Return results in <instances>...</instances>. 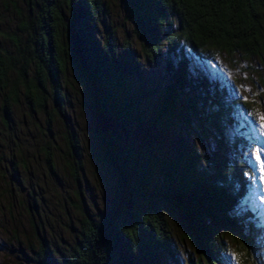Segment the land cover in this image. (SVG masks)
<instances>
[{
	"label": "trees",
	"instance_id": "16d2710c",
	"mask_svg": "<svg viewBox=\"0 0 264 264\" xmlns=\"http://www.w3.org/2000/svg\"><path fill=\"white\" fill-rule=\"evenodd\" d=\"M23 1L30 10L32 0ZM116 1L133 38L140 43L144 61L153 63L164 55L170 83L147 123L141 105L153 92L139 82V59L128 43H124L123 53L118 52L113 29L105 30L101 42L95 37L103 15L101 0L66 1L65 47L88 89L90 117L96 124L91 138L116 183L106 215L96 220L84 218L67 257L55 264H178L165 211L178 222L195 252L196 259L187 264H229L220 230L237 239L243 254L251 252L258 261L260 238L251 217L255 210L246 204L248 192L258 182L255 165L242 141V125L234 128L238 135L225 134V127L236 123L231 116L237 112L236 102L219 101L218 93L225 99L229 86L210 80L209 71L222 56L240 53L264 58V0ZM35 20L36 32L22 28L27 39L17 46L18 57L33 71L31 81L21 75L20 85L27 102L32 95L37 108L45 110L42 80L46 78L53 107L60 114L63 65L57 31L62 14L55 0H40ZM14 61L0 56V91ZM133 79L138 81L136 88ZM198 94L209 97L216 106L215 113L208 116L212 144L206 143L197 152L171 130L176 138L173 155L153 154L149 143V137H155L153 131L176 111L180 99L184 105L178 115L188 123L189 114L197 111L194 98ZM16 101L17 86L13 84L1 101L3 120L9 118ZM65 143L73 159L70 176L76 180V170L81 169L78 140L71 133ZM44 165L49 174L54 173L49 152L44 155ZM40 249V259L48 261L50 250Z\"/></svg>",
	"mask_w": 264,
	"mask_h": 264
},
{
	"label": "rangeland",
	"instance_id": "374dc122",
	"mask_svg": "<svg viewBox=\"0 0 264 264\" xmlns=\"http://www.w3.org/2000/svg\"><path fill=\"white\" fill-rule=\"evenodd\" d=\"M66 1L55 0L62 14L57 42L63 65L59 77L63 100L58 114L50 99L46 78L42 80L45 110L37 108L36 98L32 95L27 102L20 85L21 75L31 81L33 71L18 57L17 46L27 39L22 28L28 33L36 32L35 17L40 0H32L30 10L23 0H0V56L15 60L5 88L0 91V105L6 91L13 84L17 86V101L10 108L9 118L3 120L0 113V264L58 263L67 257L84 218L96 220L105 216L111 206L116 177L101 161L99 148L91 138L96 124L90 117L88 89L65 47L63 34L69 24ZM101 2L103 15L95 37L101 42L105 30L113 29L118 52L123 53V45L128 43L133 55L139 59L142 67L139 82L153 92L148 102L141 105L148 123L153 118L158 98L170 83L164 55L156 62L146 63L140 43L133 38L132 28L124 20L119 3L116 0ZM172 25L175 26L173 20ZM210 68V80L225 88L229 86L224 93L225 99L218 93L219 101L236 102L234 110L237 112L231 113L236 123L225 127V134L238 135L234 128L242 125V141L245 140L254 161L256 147L264 146V58L237 53L218 58ZM133 84L136 88L138 81L135 79ZM194 102L197 111L189 114L188 123L179 118L178 109L184 105L180 99L176 111L153 131L155 137H149L153 154L164 158L173 155L176 138L171 130H176L180 138L194 145L197 152L206 143L212 144L213 129L208 116L215 113L216 106L209 97L200 94L195 96ZM71 133L78 140L80 152L81 169L76 170V180L70 176L68 167L73 164V159L68 155L65 143L66 135ZM46 152L52 156L53 174H49L44 165ZM261 159L264 160V149ZM254 165L258 176L259 163ZM246 199H249L246 204L255 210L251 217L255 219L253 224L260 238L259 260L253 258L251 252L243 254L237 239L220 230L227 249L225 261L228 259L229 264H264V180H258ZM32 202L36 215L26 210L27 206L31 208ZM164 217L172 229L176 262L187 264L189 260H195V252L178 222L166 211ZM41 246L50 250L48 261L39 257Z\"/></svg>",
	"mask_w": 264,
	"mask_h": 264
},
{
	"label": "snow or ice",
	"instance_id": "6c2138e0",
	"mask_svg": "<svg viewBox=\"0 0 264 264\" xmlns=\"http://www.w3.org/2000/svg\"><path fill=\"white\" fill-rule=\"evenodd\" d=\"M262 149H264V146H262L261 148H257L255 150V153H254V161L253 163H259V173L260 175L258 176H254V179H257V180H264V160L261 159V155H262Z\"/></svg>",
	"mask_w": 264,
	"mask_h": 264
},
{
	"label": "water",
	"instance_id": "95a60500",
	"mask_svg": "<svg viewBox=\"0 0 264 264\" xmlns=\"http://www.w3.org/2000/svg\"><path fill=\"white\" fill-rule=\"evenodd\" d=\"M27 211H28V212H31V211H32L33 214H36V207H35V205H34L33 202H32V206H31V208L27 206Z\"/></svg>",
	"mask_w": 264,
	"mask_h": 264
}]
</instances>
